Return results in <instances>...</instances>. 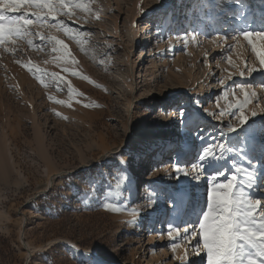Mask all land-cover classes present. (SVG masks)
<instances>
[{"label": "rangeland", "instance_id": "1", "mask_svg": "<svg viewBox=\"0 0 264 264\" xmlns=\"http://www.w3.org/2000/svg\"><path fill=\"white\" fill-rule=\"evenodd\" d=\"M227 1L21 10L33 24L0 45V133L23 174L0 180V264H184L179 247L207 264L198 224L210 188L233 175L261 222L264 65L240 32L264 31V0Z\"/></svg>", "mask_w": 264, "mask_h": 264}, {"label": "snow or ice", "instance_id": "2", "mask_svg": "<svg viewBox=\"0 0 264 264\" xmlns=\"http://www.w3.org/2000/svg\"><path fill=\"white\" fill-rule=\"evenodd\" d=\"M32 6L46 10L44 15H53L56 12L52 0H0V45L19 36L25 25L33 24V20L26 19V13L21 11ZM16 13L19 15H13ZM27 15L39 18L40 14ZM240 35L248 41L260 64L264 65V31H242ZM255 71L256 69L252 68L249 75ZM239 87L243 91L246 85L241 84ZM251 96H255V93ZM250 102V95L246 91L243 101L236 102L235 107L239 114L235 117L240 124L247 122L244 109ZM229 131L236 129L229 127ZM236 179L233 175L231 179H226L227 182L216 181L210 188L207 211L202 217V222L198 224L202 233V248L206 250L207 264H264V210L259 212L261 222L257 225L255 210L260 205V200L245 199L243 191H240L239 195L234 193L237 188L234 183ZM194 234L195 229L187 232L188 236ZM168 235H172L171 230ZM199 244L198 241V251Z\"/></svg>", "mask_w": 264, "mask_h": 264}, {"label": "bare ground", "instance_id": "3", "mask_svg": "<svg viewBox=\"0 0 264 264\" xmlns=\"http://www.w3.org/2000/svg\"><path fill=\"white\" fill-rule=\"evenodd\" d=\"M213 1H215V0H213ZM241 1L242 0H229V1H227V3L231 2V3H229L230 11H233L234 10V7L233 6H235V9L241 8L242 5L241 4L240 5L238 4ZM251 5L252 4H249V3L247 4V6H249V7ZM185 7L186 6H184V7L182 6L181 9H184ZM187 7H189V6H187ZM191 7L192 6H190V8ZM233 18L235 19L236 18V15H233ZM182 19L183 20L185 19L184 16L182 17ZM178 21H180V18L178 19ZM170 22H171V20L168 18L166 20V22L164 23V28H166L167 27V24L170 23ZM156 27L159 28L158 25ZM160 27H161V25H160ZM246 31H248V30H246ZM181 35H182V32L180 31L178 34H173L172 35V38L173 39H176L177 36L180 37ZM242 37L240 38V41L242 40ZM142 54H144V53L142 52ZM1 133H0V180L1 179H8L10 176H13L14 174H17L18 176H23V174L21 173V171H19L17 169V167H16V162H15L14 157L12 156V153L10 152V149H9V143H6L5 144L3 142V137L4 136L2 137L3 134L1 135ZM5 138H4V140H5ZM165 142H166V145H169L168 144L169 141H167V139H166ZM192 145H193V143L189 146V149L192 147ZM161 146H163V143L160 144V147ZM191 155H192V151L189 150L188 153L185 155V157L186 158L187 157L189 158ZM160 157H161V154H159L157 158H160ZM180 157H182V156L177 155L176 160L181 159ZM179 169H180V172L184 171V169L182 167H180V166H179ZM153 170H155V169H153ZM256 172H259V171H256ZM156 174L158 175V173H156ZM256 176H257V174H256ZM134 191L136 193V188H134ZM43 194H45L44 191L39 192V196L40 195H43ZM172 203L174 204L175 207H178V208L181 209L182 202L180 200H178V198H175L174 197V199L172 200ZM196 209H197L196 197H192V202H191V205H190V208H189V211H188L189 215L191 213H193V214H191V218L194 217V212L196 211ZM164 213H166V210L165 209H164ZM154 217L152 218V221H153ZM181 217H182L181 211H180L179 214H177L175 211L172 212L171 221H172V223H173V225H174L175 228H177L178 223H179ZM64 242L67 243V244H69V245H72L73 244L71 241H67V240H65ZM77 249H78V251H81V252H87V250L84 249V248L77 247ZM177 252H178L179 257H181V260L184 262V264L185 263L188 264V256H187V253L184 252V250L182 248H180V247H179V249H177ZM192 256H195V255H192ZM198 258H201L200 253H198ZM198 264H201V262L198 263Z\"/></svg>", "mask_w": 264, "mask_h": 264}, {"label": "water", "instance_id": "4", "mask_svg": "<svg viewBox=\"0 0 264 264\" xmlns=\"http://www.w3.org/2000/svg\"><path fill=\"white\" fill-rule=\"evenodd\" d=\"M24 247H25L26 252L29 253V254H31V252H30L31 250L29 248H27L26 245H24Z\"/></svg>", "mask_w": 264, "mask_h": 264}, {"label": "trees", "instance_id": "5", "mask_svg": "<svg viewBox=\"0 0 264 264\" xmlns=\"http://www.w3.org/2000/svg\"><path fill=\"white\" fill-rule=\"evenodd\" d=\"M51 191H48V194L50 193ZM81 245H83V246H86V243L85 244H81ZM88 245V244H87Z\"/></svg>", "mask_w": 264, "mask_h": 264}]
</instances>
